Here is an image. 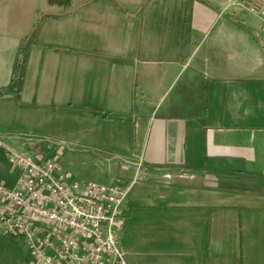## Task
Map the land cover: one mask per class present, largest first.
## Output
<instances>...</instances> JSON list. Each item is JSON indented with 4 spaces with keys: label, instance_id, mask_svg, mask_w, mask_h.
<instances>
[{
    "label": "crops",
    "instance_id": "0c3cea01",
    "mask_svg": "<svg viewBox=\"0 0 264 264\" xmlns=\"http://www.w3.org/2000/svg\"><path fill=\"white\" fill-rule=\"evenodd\" d=\"M260 2L0 0V97L72 123L92 108L101 149L150 173L125 202L128 264H264V16L248 10ZM26 44L15 100L4 91ZM0 172L15 183L1 148ZM242 178L262 187L221 182Z\"/></svg>",
    "mask_w": 264,
    "mask_h": 264
},
{
    "label": "built area",
    "instance_id": "2783aa9c",
    "mask_svg": "<svg viewBox=\"0 0 264 264\" xmlns=\"http://www.w3.org/2000/svg\"><path fill=\"white\" fill-rule=\"evenodd\" d=\"M248 10L264 16L262 2ZM19 140L25 153L0 136L5 162L15 177L11 186L0 172V233L24 242V264H128L119 245L131 187L71 181L43 151L44 144L60 142L37 136Z\"/></svg>",
    "mask_w": 264,
    "mask_h": 264
},
{
    "label": "rangeland",
    "instance_id": "374dc122",
    "mask_svg": "<svg viewBox=\"0 0 264 264\" xmlns=\"http://www.w3.org/2000/svg\"><path fill=\"white\" fill-rule=\"evenodd\" d=\"M181 87V84L178 85L176 90H180ZM30 93L31 91H28L26 97ZM64 112V108H59L58 112H54L51 106H39L32 99L14 102L8 97H0V134L11 136L12 139H5V143L22 153L27 151L26 148L24 149L21 146V141L19 140L23 136L44 137L51 139L55 143L60 142L58 145L44 144L43 151L47 157L58 161L63 173L71 181H94L104 185H115L121 189L131 187L130 192L132 191V193L130 196L148 189L149 180H151L150 173L148 174L145 171L147 172L146 174L144 172L137 175L135 168L131 164H127L122 159L117 158L121 154L126 156L124 160L129 159L131 153L107 151L101 149L98 145L96 138L100 136L99 128L101 125L94 124L92 117L95 112L94 110L92 111V108L83 107L82 110H79V108L72 110L71 119L73 114H76L77 118L75 123H72V120L70 121L69 119V114ZM73 124H75L74 128L78 133L89 136L84 137L87 138L85 141L80 136L74 135L72 131ZM126 128L132 131L133 124L128 122ZM126 128L125 130L127 131ZM118 131L119 129L112 130L111 127L107 128L109 133ZM93 135L95 137H90ZM123 165L127 167H123ZM147 169L148 167H146ZM249 169L253 170V168ZM158 175L160 181L165 182V179L161 178L162 173H158ZM221 182L246 189L262 187L261 182H251L244 178L240 181L222 179ZM123 232L119 248L125 256ZM27 259L28 252L22 240H16L0 233V264H24Z\"/></svg>",
    "mask_w": 264,
    "mask_h": 264
},
{
    "label": "trees",
    "instance_id": "16d2710c",
    "mask_svg": "<svg viewBox=\"0 0 264 264\" xmlns=\"http://www.w3.org/2000/svg\"><path fill=\"white\" fill-rule=\"evenodd\" d=\"M30 55V47L28 44L24 45L16 56V61L13 68L12 82L10 86L4 91L12 99L20 100L23 88L28 60Z\"/></svg>",
    "mask_w": 264,
    "mask_h": 264
}]
</instances>
